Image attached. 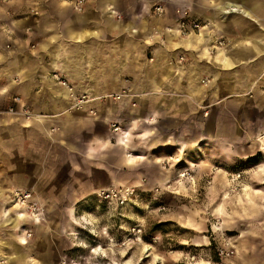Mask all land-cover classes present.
<instances>
[{
	"label": "rangeland",
	"instance_id": "obj_1",
	"mask_svg": "<svg viewBox=\"0 0 264 264\" xmlns=\"http://www.w3.org/2000/svg\"><path fill=\"white\" fill-rule=\"evenodd\" d=\"M158 3L165 7L163 15L154 10ZM179 8L189 11V21L206 28L197 30L188 22L183 28ZM217 12L211 0H156L148 14L146 43L174 54L170 65H180L193 54L203 72L199 78L214 79L205 68H222L213 61L218 50H209L211 56L205 57L202 47H175L169 36L176 32L174 37L183 39L203 29L207 47L225 38L226 49L234 52L258 30L246 18L236 28L226 20L221 30L215 24ZM156 18L160 23H154ZM155 26L162 35L154 32ZM169 28L174 30L168 33ZM152 56L151 51L148 58ZM251 56L247 51L242 67H250ZM211 91L216 99L203 102L198 119L189 125L148 117L137 99L127 110H118L96 150V171L82 170L79 165L89 163L80 155L74 159L77 170L58 163L66 158L58 143L55 162L48 163L53 165L52 178L20 185L14 183V170L7 169L0 193V264H264V89H245L242 96L241 89H229L224 101L220 89H210L208 95ZM112 121L119 122V131L110 126ZM128 154L133 162L124 161ZM2 157L13 162L12 155ZM88 174L99 184L82 193L81 182L87 186L90 181L80 177ZM126 187L134 193L123 204L97 195ZM18 189L32 192L29 206L14 199Z\"/></svg>",
	"mask_w": 264,
	"mask_h": 264
},
{
	"label": "crops",
	"instance_id": "obj_2",
	"mask_svg": "<svg viewBox=\"0 0 264 264\" xmlns=\"http://www.w3.org/2000/svg\"><path fill=\"white\" fill-rule=\"evenodd\" d=\"M3 1L9 3L0 2V193L6 185L7 169L14 170L15 184L35 185L40 178H52L53 165L48 163L55 162L57 143L66 153V158L58 163L77 170L74 159L80 155L89 163V167L79 165L80 168L96 171L95 153L109 134L108 121L114 119L118 110H127L134 99L140 100L148 117L158 116L160 122L165 119L168 124L189 125L198 119L197 110L203 102L216 99L215 92L208 95L210 89H220L217 93L222 101L230 97L229 89H241L240 96L245 94V89H264L262 2L211 0L218 11L219 21L215 24L221 30L228 24L239 27L243 18L259 27L244 47L237 44L234 52L217 51L213 61L222 68L207 65L205 73H210L216 81L212 85L211 77V83L205 86V77L199 78L203 72L198 68L200 64H195L193 54L187 55L180 65H170L174 54L147 45L148 14L156 0H86L82 11L76 10L75 0ZM232 3L238 5V11H229L226 5ZM159 20L156 18L154 23H160ZM226 20H229L227 25ZM153 29L162 35L158 27ZM203 29L200 34L193 33L183 39L174 37L175 32L169 36L170 43L175 47H202V56L210 57ZM173 30L169 28L168 33ZM232 33L235 38L241 36ZM151 51L152 60L148 58ZM247 51L252 52V64L248 68L241 64ZM234 67L237 68L234 72L229 71ZM54 71L74 84L78 93L96 97L131 87L135 95L123 96L121 102L101 98L87 109L78 110L72 107L68 90L52 78ZM200 94L204 96L201 99ZM15 95H20L23 103L43 117L28 121L21 115L6 112ZM91 108L97 109V115L89 112ZM209 116L210 112L206 117ZM4 154L12 155L13 162L6 163ZM129 154L124 158L127 163L134 158H129ZM80 179L90 181L87 186L81 182L82 193L88 186L99 184L95 175H82Z\"/></svg>",
	"mask_w": 264,
	"mask_h": 264
},
{
	"label": "built area",
	"instance_id": "obj_3",
	"mask_svg": "<svg viewBox=\"0 0 264 264\" xmlns=\"http://www.w3.org/2000/svg\"><path fill=\"white\" fill-rule=\"evenodd\" d=\"M86 0H75V8L77 11H82L84 8ZM154 10L156 14L163 15L165 12V7L162 3H158L154 6ZM177 13H179V16L183 19L181 21V26L184 28L185 23H189L194 29L200 30L205 25H202L197 20L193 19L189 21L190 14L187 9H177ZM121 17V16H119ZM156 34H158L156 32ZM228 43L225 38H220L215 41V43L209 48L210 52H215L219 49H226ZM181 60H184V57H180ZM52 78L54 81H56L61 86L65 87L68 90L69 97L72 99V107L78 110H85L87 109L88 105H90L92 102L97 101L99 98L94 97L92 95H89L87 93H78L75 89V86L66 78L64 77L60 72L54 71L52 73ZM211 78L205 77V86L209 85L211 83ZM203 81V82H204ZM128 87L123 88L121 93H112L111 97L113 101L119 102L121 101V98L123 96L130 97L133 94ZM105 98V97H101ZM106 99V98H105ZM6 112L10 114H17L21 115L24 119L30 121L35 118L39 119L40 117H43L42 114L35 113L30 107H28L25 103H23L22 97L20 95H15L12 97L10 104L8 105ZM89 112L97 115V109H89ZM209 111H206L205 114H208ZM110 126L113 128L114 131H119L121 129V125L118 121H112L110 123ZM134 193V190L130 187L126 188H110L106 190H101L97 195L103 199V200H115L117 202H120L121 204L125 203L127 199ZM14 199L17 200V202H20L21 204L25 203V206H29L28 203L32 199V192L26 191V190H16L14 192ZM24 205V204H23Z\"/></svg>",
	"mask_w": 264,
	"mask_h": 264
},
{
	"label": "bare ground",
	"instance_id": "obj_4",
	"mask_svg": "<svg viewBox=\"0 0 264 264\" xmlns=\"http://www.w3.org/2000/svg\"><path fill=\"white\" fill-rule=\"evenodd\" d=\"M227 7H229V11H238L239 10V8L237 7V5L235 4V3H232V4H229V5H226ZM60 85V84H59ZM74 85V84H73ZM61 86V85H60ZM75 86V85H74ZM63 87V86H62ZM65 88V87H64ZM66 89V88H65ZM75 89H77V87L75 86ZM67 90V89H66ZM118 93H121V91L120 92H118ZM97 98H99V99H101V97H105L106 99H111V100H113L112 99V97H111V94H109V95H101V96H96ZM98 99V100H99ZM122 99V98H121ZM208 114H209V112H208ZM208 114H205V116H208ZM17 201V200H16ZM20 202H22V201H20ZM20 202H17L18 204H21ZM24 204V205H23ZM22 205L23 206H25V203H23Z\"/></svg>",
	"mask_w": 264,
	"mask_h": 264
}]
</instances>
